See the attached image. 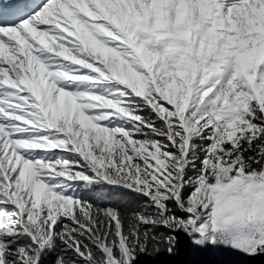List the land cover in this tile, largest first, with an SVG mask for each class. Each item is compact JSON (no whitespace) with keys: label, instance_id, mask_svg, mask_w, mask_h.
I'll use <instances>...</instances> for the list:
<instances>
[{"label":"snow or ice","instance_id":"snow-or-ice-1","mask_svg":"<svg viewBox=\"0 0 264 264\" xmlns=\"http://www.w3.org/2000/svg\"><path fill=\"white\" fill-rule=\"evenodd\" d=\"M182 236L264 257V0H0V264Z\"/></svg>","mask_w":264,"mask_h":264},{"label":"trees","instance_id":"trees-1","mask_svg":"<svg viewBox=\"0 0 264 264\" xmlns=\"http://www.w3.org/2000/svg\"><path fill=\"white\" fill-rule=\"evenodd\" d=\"M189 245L187 242L186 237H181V244H180V254L178 256L181 257V262H176L175 257L174 258H169L166 256H163L160 258L168 262V264H187V262L190 260V250H189ZM177 257V256H176ZM213 261V260H211ZM250 264H264V257H258L256 259H252Z\"/></svg>","mask_w":264,"mask_h":264},{"label":"rangeland","instance_id":"rangeland-1","mask_svg":"<svg viewBox=\"0 0 264 264\" xmlns=\"http://www.w3.org/2000/svg\"><path fill=\"white\" fill-rule=\"evenodd\" d=\"M190 248V247H189ZM190 250V249H189ZM190 255V259L192 258V255H191V252L189 253ZM221 256L220 253H206V254H200L199 258L200 259H205V260H216V259H219ZM231 259H234L236 261H239L240 264H248L251 260H247L246 258L244 257H231ZM161 261H165L163 259H161ZM175 261L176 262H181V257H175Z\"/></svg>","mask_w":264,"mask_h":264},{"label":"water","instance_id":"water-1","mask_svg":"<svg viewBox=\"0 0 264 264\" xmlns=\"http://www.w3.org/2000/svg\"><path fill=\"white\" fill-rule=\"evenodd\" d=\"M178 257H180V256H178ZM251 262V261H250ZM250 262L248 263V264H250Z\"/></svg>","mask_w":264,"mask_h":264}]
</instances>
